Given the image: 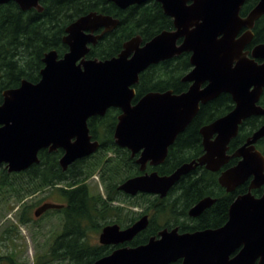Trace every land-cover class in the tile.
<instances>
[{
    "label": "water",
    "instance_id": "water-1",
    "mask_svg": "<svg viewBox=\"0 0 264 264\" xmlns=\"http://www.w3.org/2000/svg\"><path fill=\"white\" fill-rule=\"evenodd\" d=\"M15 2L22 11L41 12V0H0ZM120 8L147 0H108ZM173 29L163 30L142 44L140 35L123 43L117 56L89 59V44L119 24L117 18L90 11L68 24L62 38L68 50L61 57L52 49L42 58L37 82L22 79L7 88L0 100V167L20 172L39 162L41 149H62L59 164L65 170L74 161L87 157L100 146L90 134L87 121L102 116L108 108H119L114 141L132 154L140 151L137 163L144 170L147 162L161 164L177 136L196 116L200 104L222 93L233 101V108L199 129L203 153L183 162L165 175L152 171L124 180L119 190L160 197L180 178L197 167L219 172L218 183L227 192L248 181V190L239 194L228 208L227 221L217 228L179 232L178 227L160 229L146 243L120 245L144 230L149 219L140 216L121 228L116 223L102 227L98 241L117 246L92 264H264V189L260 196L253 189L264 186V155L256 143L264 138V123L243 144L228 153L229 143L239 127L251 116H264L259 104L264 89V43L250 50L253 27L264 16V0L245 16L240 14L246 0H156ZM103 28L99 34H94ZM181 39L180 43L177 41ZM189 53L191 69L182 77L187 90L174 93L150 91L133 103L139 74L149 66ZM231 158L238 161L224 167ZM215 199L206 196L189 210L199 216ZM61 203L44 202L34 210L39 217ZM120 245V246H119Z\"/></svg>",
    "mask_w": 264,
    "mask_h": 264
},
{
    "label": "trees",
    "instance_id": "trees-1",
    "mask_svg": "<svg viewBox=\"0 0 264 264\" xmlns=\"http://www.w3.org/2000/svg\"><path fill=\"white\" fill-rule=\"evenodd\" d=\"M256 2L246 0L240 14L245 16ZM40 3L43 6L41 12L34 8L22 11L13 1L0 4V100L3 90L17 87L22 79L37 82L43 68L44 54L54 49L62 56L67 50L62 42L66 26L90 11L110 14L119 19V25L113 31L91 46L88 53L90 58H110L120 52L122 44L129 38L139 34L146 41L172 27V19L163 13L160 4L154 0L126 9H120L108 0H41ZM253 34L252 41L246 46L247 50L257 43H264V16L256 20ZM190 68L189 53L186 52L149 66L139 74L136 100L148 91H185L188 83L181 79ZM259 104L264 107V89ZM232 108L233 101L227 93L200 104L196 116L177 136L169 147L164 163L156 167V170L160 174H169L183 162L200 156L203 153L200 127ZM118 114L119 109L110 108L104 116L88 119L90 134L101 145L96 152L76 160L65 170L59 164L62 149H41L38 152L39 162L24 171L8 172L5 166L0 167V195L12 192L15 198L21 200L23 195L46 191V196L55 194L61 198V202L44 201V196L33 204L41 200L63 204L61 208L47 210L39 216L58 213L61 228L45 254L36 256L34 264H92L115 248L92 243V233L100 232L104 225L114 222L121 227L128 226L143 214L149 216V223L128 242L129 246L146 243L164 227L178 226L180 231L217 228L226 222L228 208L235 197L247 190L246 182L233 192H227L217 181L218 172L198 167L182 176L166 197L149 194L128 197L118 186L125 179L139 174V170L134 160L113 143L112 133ZM263 123L264 116H251L243 121L237 136L229 143L228 153L243 144ZM256 147L264 155V138L256 143ZM237 161L238 158H231L223 168ZM95 174L103 186V194L93 192L86 182ZM263 187L253 189L252 192L259 196ZM206 196L215 198V202L198 217H188V210ZM115 202H125L141 210L132 211ZM26 208L21 212L20 222H35L36 219L28 214ZM5 260L9 264H16L12 256H5ZM169 264H181V260Z\"/></svg>",
    "mask_w": 264,
    "mask_h": 264
},
{
    "label": "rangeland",
    "instance_id": "rangeland-1",
    "mask_svg": "<svg viewBox=\"0 0 264 264\" xmlns=\"http://www.w3.org/2000/svg\"><path fill=\"white\" fill-rule=\"evenodd\" d=\"M86 182L93 192L104 193L103 186L99 183L96 174ZM47 194L46 191H37L23 195L21 200L15 198L16 196L12 192L9 195H0V257H4L0 259V264H9L5 260V256H12L16 264H34L36 256L44 255L49 249L53 238L60 231L61 217L58 213H50L42 217H35L33 214L40 203L61 200L55 194L46 196ZM44 196H46L44 201L41 200L38 204L33 205ZM117 204L127 206L132 211L141 210L138 207L127 205L125 202H118ZM25 206L28 214L36 219L35 222L26 224L20 222L19 218ZM99 234L100 232L92 233V243H99Z\"/></svg>",
    "mask_w": 264,
    "mask_h": 264
},
{
    "label": "flooded vegetation",
    "instance_id": "flooded-vegetation-1",
    "mask_svg": "<svg viewBox=\"0 0 264 264\" xmlns=\"http://www.w3.org/2000/svg\"><path fill=\"white\" fill-rule=\"evenodd\" d=\"M150 0H147L145 3H147V2H149ZM154 1H156V0H154ZM111 2V1H110ZM157 2V1H156ZM113 3V2H112ZM145 3H143V4H145ZM159 3V2H158ZM160 4V3H159ZM134 5H138V4H134ZM139 5H142V4H139ZM117 6V5H116ZM130 6H133V5H130ZM130 6H128V7H130ZM160 6H161V4H160ZM118 7V6H117ZM128 7H126V8H128ZM120 8V7H119ZM126 8H120V9H126ZM161 8H162V6H161ZM162 11H163V9H162ZM95 12H97V13H102V12H98V11H95ZM164 13V12H163ZM102 14H106V13H102ZM106 15H110V14H106ZM110 16H112V15H110ZM167 16V15H166ZM113 17V16H112ZM169 17V16H168ZM113 18H116V17H113ZM171 18V17H170ZM118 19V18H117ZM172 19V18H171ZM119 20V19H118ZM119 25V24H118ZM117 25V26H118ZM116 26V27H117ZM115 27V28H116ZM115 28H113L112 30H110V31H107V32H104L103 34H102V36L99 38V39H101L105 34H107V33H109V32H111V31H113ZM171 29H173V22H172V27L170 28V29H164V30H171ZM102 30H103V28H99L97 31H95L94 32V34H99V33H101L102 32ZM163 31V30H162ZM139 35V34H138ZM155 36V35H154ZM141 37V36H140ZM142 38V37H141ZM98 39V40H99ZM151 39V38H150ZM150 39H148V40H150ZM98 40L96 41V43L95 44H89L88 46H89V51H90V48H91V46H94V45H96L97 44V42H98ZM148 40H146V41H148ZM63 42V41H62ZM145 41H143V39H142V44L144 43ZM181 42V39H179L178 41H177V43H180ZM66 45V44H65ZM67 46V45H66ZM122 48H123V44H122ZM122 48H121V50H122ZM67 50H68V47H67ZM67 50H66V52H67ZM120 50V51H121ZM56 51V50H55ZM89 51H88V53H89ZM88 53L86 54V58H89V59H95V58H90V57H88ZM120 53V52H119ZM118 53V54H119ZM185 53V52H184ZM58 54V53H57ZM118 54H116V55H114V56H117ZM59 56V55H58ZM59 57H61V56H59ZM113 57V56H112ZM176 57V56H175ZM189 57H190V54H189ZM111 58V57H110ZM97 59H99V58H97ZM106 59H108V58H106ZM100 60H104V59H100ZM168 60V59H167ZM190 63V62H189ZM154 65V64H153ZM43 66H44V64H43ZM192 67V66H191ZM191 69V68H190ZM182 80V79H181ZM138 82H139V78H138V81H137V83L133 86V88H134V91H135V97H134V99H133V103L136 101V86H137V84H138ZM184 82V81H183ZM188 83V82H187ZM188 86H189V83H188ZM188 88V87H187ZM167 90H172V89H167ZM187 90V89H186ZM163 91H166V90H163ZM163 91H154V92H163ZM148 92H150V91H148ZM183 92V91H182ZM147 93V92H146ZM181 93V92H180ZM145 94V93H144ZM144 94H142V95H144ZM142 95H140L139 96V98L142 96ZM138 98V99H139ZM137 99V100H138ZM234 105V104H233ZM111 108H115V107H111ZM108 109H110V108H108ZM107 109V110H108ZM117 109H119V108H117ZM107 112V111H106ZM105 112V113H106ZM119 113H120V110H119ZM105 115V114H104ZM104 115H102V116H104ZM101 117V116H100ZM116 123H117V121H116ZM116 125V124H115ZM114 129H115V126H114ZM114 129H113V133H112V140H113V143L117 146V147H119V148H121L122 150H124L127 154H128V156L131 158V159H133L134 160V162H135V164L138 166V170H139V174H136V175H134V176H131V177H135V176H138V175H142V174H144V173H150V172H152V171H157L156 170V167H158L159 165H161V164H163L164 163V161H165V159H166V157H167V155H166V157H165V159H164V161L161 163V164H158V165H151L150 164V162L148 161L147 162V164H146V166H145V168H144V170H141L140 169V164H138L137 163V159H138V157L140 156V152H141V150L140 151H138V152H136L135 154H132V152L129 150V149H127V148H125V147H120V146H118L116 143H115V141H114V137H113V135H114ZM185 130V129H184ZM183 130V131H184ZM90 131V130H89ZM182 131V132H183ZM93 138V137H92ZM94 139V138H93ZM96 140H98V139H96ZM176 140V139H175ZM99 141V140H98ZM99 143H100V145H101V142L99 141ZM171 146V145H170ZM169 146V147H170ZM100 147V146H99ZM46 149V148H45ZM60 149V148H59ZM99 149V148H98ZM97 149V150H98ZM168 150H169V148H168ZM229 150V149H228ZM49 151V150H48ZM232 153V152H231ZM167 154H168V152H167ZM195 159V158H194ZM192 160V159H191ZM75 162V161H74ZM198 168V167H197ZM226 168V167H225ZM222 169H224V168H222ZM194 171V170H193ZM157 173H159L158 171H157ZM160 174V173H159ZM189 174V173H188ZM161 175H165V174H161ZM187 175V174H186ZM218 175H219V172H218ZM131 177H129V178H131ZM128 179V178H127ZM126 180V179H125ZM217 181H218V177H217ZM247 182V190H248V181H246ZM245 182V183H246ZM177 184V183H176ZM244 184V183H243ZM242 184V185H243ZM175 186V185H174ZM173 186V187H174ZM172 187V188H173ZM239 187V186H238ZM263 187V186H262ZM119 189V188H118ZM258 189V188H257ZM263 189H264V187H263ZM171 190V189H170ZM169 190V191H170ZM235 190V189H234ZM246 190V191H247ZM121 191V190H120ZM169 191H168V193H169ZM226 191V190H225ZM245 191V192H246ZM121 192H123V191H121ZM233 192V191H232ZM245 192H243V193H245ZM262 192H263V190H262ZM124 194H126L125 192H123ZM167 193V194H168ZM253 193V192H252ZM139 194H148V193H141V192H138L137 194H135V195H130V194H126V195H128V197H135V196H137V195H139ZM240 194H242V193H240ZM254 194V193H253ZM262 194V193H261ZM260 194V195H261ZM149 195H154V196H158V197H160L159 195H155V194H149ZM239 195V194H238ZM237 195V196H238ZM255 195V194H254ZM259 195V196H260ZM167 196V195H166ZM166 196H164V197H166ZM236 196V197H237ZM256 196V195H255ZM235 197V198H236ZM160 198H163V197H160ZM215 199V198H214ZM233 202V201H232ZM118 202H115L114 204H116V205H121V204H117ZM209 208V207H208ZM203 213V212H202ZM201 213V214H202ZM200 214V215H201ZM144 215V214H143ZM147 215V214H146ZM187 215H188V212H187ZM148 216V215H147ZM188 217H190V218H196V217H198V216H196V217H191V216H189L188 215ZM227 218H228V216H227ZM148 219H149V216H148ZM136 221V220H135ZM134 221V222H135ZM227 221V220H226ZM114 223H116V222H114ZM117 224V223H116ZM119 225V224H118ZM131 225V224H130ZM120 226V225H119ZM129 226V225H128ZM222 226V225H221ZM121 227V226H120ZM125 227H127V226H123V227H121V228H125ZM174 227H178V226H174ZM168 228V227H167ZM170 228H173V227H170ZM102 229V228H101ZM178 229H179V227H178ZM205 229V228H204ZM197 230H201V229H197ZM101 231V230H100ZM192 231H196V230H192ZM179 232H191V231H180L179 230ZM134 239V238H133ZM132 241V240H131ZM130 242V241H129ZM100 244V243H99ZM102 245V244H101ZM120 245H128V242H126V243H123V244H120ZM119 245V246H120ZM110 246H113V245H110ZM117 246H115V248H116Z\"/></svg>",
    "mask_w": 264,
    "mask_h": 264
}]
</instances>
